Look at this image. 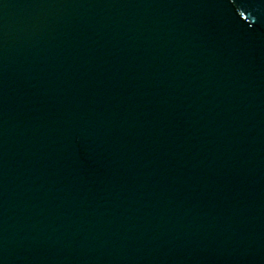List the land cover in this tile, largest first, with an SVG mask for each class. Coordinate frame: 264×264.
Returning a JSON list of instances; mask_svg holds the SVG:
<instances>
[{
  "label": "water",
  "instance_id": "obj_1",
  "mask_svg": "<svg viewBox=\"0 0 264 264\" xmlns=\"http://www.w3.org/2000/svg\"><path fill=\"white\" fill-rule=\"evenodd\" d=\"M0 264H264V0H0Z\"/></svg>",
  "mask_w": 264,
  "mask_h": 264
}]
</instances>
